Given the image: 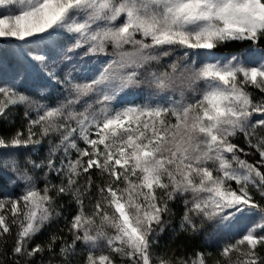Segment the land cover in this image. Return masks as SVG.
<instances>
[{
    "label": "snow or ice",
    "instance_id": "snow-or-ice-1",
    "mask_svg": "<svg viewBox=\"0 0 264 264\" xmlns=\"http://www.w3.org/2000/svg\"><path fill=\"white\" fill-rule=\"evenodd\" d=\"M0 123V264H264V0H0Z\"/></svg>",
    "mask_w": 264,
    "mask_h": 264
},
{
    "label": "trees",
    "instance_id": "trees-1",
    "mask_svg": "<svg viewBox=\"0 0 264 264\" xmlns=\"http://www.w3.org/2000/svg\"><path fill=\"white\" fill-rule=\"evenodd\" d=\"M22 112H23L22 109L17 110V116L15 117L17 124H19L21 122ZM3 128H4V125L2 123H0V130H2Z\"/></svg>",
    "mask_w": 264,
    "mask_h": 264
}]
</instances>
